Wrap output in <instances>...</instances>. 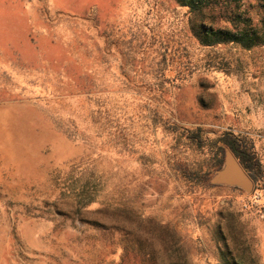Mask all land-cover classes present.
I'll list each match as a JSON object with an SVG mask.
<instances>
[{"label": "rangeland", "instance_id": "374dc122", "mask_svg": "<svg viewBox=\"0 0 264 264\" xmlns=\"http://www.w3.org/2000/svg\"><path fill=\"white\" fill-rule=\"evenodd\" d=\"M198 23L176 0H0V264H262L249 194L178 166L242 137L264 207V46H203Z\"/></svg>", "mask_w": 264, "mask_h": 264}, {"label": "trees", "instance_id": "16d2710c", "mask_svg": "<svg viewBox=\"0 0 264 264\" xmlns=\"http://www.w3.org/2000/svg\"><path fill=\"white\" fill-rule=\"evenodd\" d=\"M176 1L180 6L185 7L190 14H194L199 19V23L196 25L195 37L201 45L215 46L231 43L243 49L264 46V19L254 21L251 15L245 16L246 12H241L240 10L241 3L244 0ZM209 13L221 15L222 21L229 22L231 27L204 25L207 22L208 17L206 16ZM183 137L187 147L193 144H202L203 141L207 140L203 138L199 128H185ZM213 144L215 149L210 154L209 166L205 167L201 164L197 168H190L186 161H182L183 163L178 166L180 175L187 182L204 186L210 170L221 166L224 149L228 148L250 179L256 184L262 175L261 164L252 147L245 139L233 133L225 132L216 138ZM91 202V199L84 201L81 204L82 208H85ZM181 254L183 258L186 256L185 252Z\"/></svg>", "mask_w": 264, "mask_h": 264}, {"label": "water", "instance_id": "95a60500", "mask_svg": "<svg viewBox=\"0 0 264 264\" xmlns=\"http://www.w3.org/2000/svg\"><path fill=\"white\" fill-rule=\"evenodd\" d=\"M207 183L209 185L236 187L246 194H250L253 190V181L228 148L224 149L221 166L213 171Z\"/></svg>", "mask_w": 264, "mask_h": 264}, {"label": "built area", "instance_id": "2783aa9c", "mask_svg": "<svg viewBox=\"0 0 264 264\" xmlns=\"http://www.w3.org/2000/svg\"><path fill=\"white\" fill-rule=\"evenodd\" d=\"M259 199H260V197L256 193L249 194L247 196L248 201L243 202V208H245V209H247V208L257 209V212L259 213V215L261 217H264V207H261L259 205Z\"/></svg>", "mask_w": 264, "mask_h": 264}, {"label": "crops", "instance_id": "0c3cea01", "mask_svg": "<svg viewBox=\"0 0 264 264\" xmlns=\"http://www.w3.org/2000/svg\"><path fill=\"white\" fill-rule=\"evenodd\" d=\"M259 254H260L261 262L262 264H264V232H262L260 235Z\"/></svg>", "mask_w": 264, "mask_h": 264}]
</instances>
